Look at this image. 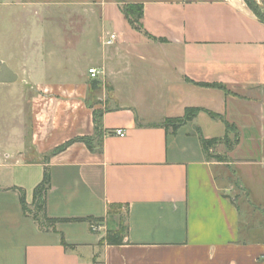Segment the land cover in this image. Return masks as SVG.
<instances>
[{
    "label": "crops",
    "instance_id": "0c3cea01",
    "mask_svg": "<svg viewBox=\"0 0 264 264\" xmlns=\"http://www.w3.org/2000/svg\"><path fill=\"white\" fill-rule=\"evenodd\" d=\"M126 3L143 7L142 30ZM65 4L98 13L88 26L105 29L104 50L88 67L104 74L43 90L29 153L19 143L6 154L0 264H264V21L246 0ZM188 108L202 111L174 128ZM226 135L238 142L219 141L225 160L210 159L203 139ZM79 136L95 150L78 141L54 154ZM46 168L45 214L57 221L40 225L20 190L33 209ZM118 214L124 241L101 243Z\"/></svg>",
    "mask_w": 264,
    "mask_h": 264
},
{
    "label": "rangeland",
    "instance_id": "374dc122",
    "mask_svg": "<svg viewBox=\"0 0 264 264\" xmlns=\"http://www.w3.org/2000/svg\"><path fill=\"white\" fill-rule=\"evenodd\" d=\"M66 2L87 0H0V60L18 74L14 82H0V167L19 143L29 153L34 111L43 90L50 94L52 86L88 78V60L104 50L101 36L103 30L107 32L103 27L88 26L98 13L66 10ZM256 2L264 6V0ZM258 8L264 16V8ZM95 92L103 94L102 90ZM90 101L95 104L98 100L90 96ZM215 144L208 153L215 154ZM0 184H4L3 177ZM117 218L124 228L126 214Z\"/></svg>",
    "mask_w": 264,
    "mask_h": 264
},
{
    "label": "trees",
    "instance_id": "16d2710c",
    "mask_svg": "<svg viewBox=\"0 0 264 264\" xmlns=\"http://www.w3.org/2000/svg\"><path fill=\"white\" fill-rule=\"evenodd\" d=\"M246 2L254 10V12L264 21V16L262 15V13H260V9L258 8L259 5L256 2V0H253V3L249 2L247 0H246ZM122 8H123V11H124L126 17L128 18V20L132 24V26H134L138 30H142L141 18L143 16V7L141 5L127 3ZM96 83H98V82L96 81V79H94L93 84H96ZM215 86L221 87V85H217V84ZM200 111H202V109H200V108H192V109L188 108L186 110V114H185L184 118L177 119L171 125L174 128H177V127H179V125L183 124V122L190 119L193 115L197 114ZM210 114L213 117L221 118V116H219L215 113L210 112ZM100 115H101L100 112H96V115H95L96 119L95 120H96V128L98 131V134H97L98 136L101 134ZM225 123H226L228 131L233 130L235 128L234 125H232L228 121H225ZM164 125L166 126L167 124L165 123ZM78 141L84 142L91 150H95V145L93 143L94 137L79 136V137H75V138L67 141L63 145L57 147L54 150V154L63 151L70 144H72L74 142H78ZM219 141H224L225 143H228L230 148L238 142L236 139L233 142H231L229 140L228 135H226L224 138H221V139H203L202 142H203L204 150L206 151V153L208 154V157L210 159H222L221 156H219V155H214V154L208 153L210 146L214 145L215 143H217ZM49 188H50V174L46 168L45 172H44L43 180L34 189V201H33L34 208L33 209H31L29 207V205L27 204L26 198H25V193L22 190H20L21 202H22L24 212L26 214H31L33 216V218L40 225H46L48 223H52V222L57 221V219L49 218L45 214L46 194H47ZM109 213H111V210L109 211ZM71 220H80V219H71ZM99 221H103V218L99 219ZM125 234H126V226H124V228H123V227H121V224H120L118 229L108 230L105 238L102 239L100 242L101 243L107 242L109 244H121L124 241Z\"/></svg>",
    "mask_w": 264,
    "mask_h": 264
},
{
    "label": "built area",
    "instance_id": "2783aa9c",
    "mask_svg": "<svg viewBox=\"0 0 264 264\" xmlns=\"http://www.w3.org/2000/svg\"><path fill=\"white\" fill-rule=\"evenodd\" d=\"M115 39H116V35L115 34H110V35H108L107 37H105L103 39V43L105 45H112V44H114ZM88 73H89V75H90V77L92 79H96V78L101 77V75L104 74V71L102 69L97 68V67H91V68H89ZM115 132L120 137H124L125 136V131L123 129H117ZM96 228L97 227L93 226V229H96ZM94 264H104V263L96 262Z\"/></svg>",
    "mask_w": 264,
    "mask_h": 264
},
{
    "label": "water",
    "instance_id": "95a60500",
    "mask_svg": "<svg viewBox=\"0 0 264 264\" xmlns=\"http://www.w3.org/2000/svg\"><path fill=\"white\" fill-rule=\"evenodd\" d=\"M259 6H264L258 3ZM18 78V74L14 72L7 63L0 60V82H14Z\"/></svg>",
    "mask_w": 264,
    "mask_h": 264
}]
</instances>
